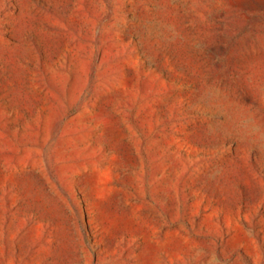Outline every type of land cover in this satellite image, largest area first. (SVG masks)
Listing matches in <instances>:
<instances>
[{"label":"rangeland","instance_id":"obj_1","mask_svg":"<svg viewBox=\"0 0 264 264\" xmlns=\"http://www.w3.org/2000/svg\"><path fill=\"white\" fill-rule=\"evenodd\" d=\"M0 264H264V0H0Z\"/></svg>","mask_w":264,"mask_h":264}]
</instances>
